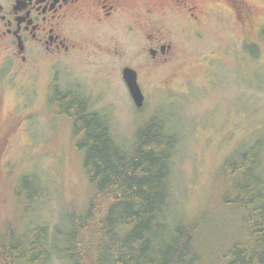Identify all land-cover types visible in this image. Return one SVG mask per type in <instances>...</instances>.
<instances>
[{"label": "rangeland", "instance_id": "obj_1", "mask_svg": "<svg viewBox=\"0 0 264 264\" xmlns=\"http://www.w3.org/2000/svg\"><path fill=\"white\" fill-rule=\"evenodd\" d=\"M222 15L230 7L217 0ZM218 8V9H219ZM256 18L264 23V5ZM213 15L198 39L183 38L167 65L146 66L135 55L140 38L126 47L120 33L118 58L93 48L77 63L56 74L62 93L72 84L92 99L88 109L104 116L116 142L129 146L141 123L161 118L178 136L171 161L169 218L172 223L198 220L209 247L236 231V213L221 203L218 173L222 163L261 140L264 169V33L255 37V54L241 50L242 33L218 23ZM106 44L108 36L102 39ZM254 48V47H253ZM249 50V51H248ZM100 52V53H99ZM116 59V60H115ZM136 70L145 101L136 108L122 78L123 66ZM0 104V230L46 225L51 264H65L59 250L64 215L82 206L89 186L72 143L73 123L61 115L64 102L47 101L50 75L40 68L31 78L5 74ZM24 177V181L23 180ZM238 223V224H237ZM223 242V241H221Z\"/></svg>", "mask_w": 264, "mask_h": 264}, {"label": "trees", "instance_id": "obj_2", "mask_svg": "<svg viewBox=\"0 0 264 264\" xmlns=\"http://www.w3.org/2000/svg\"><path fill=\"white\" fill-rule=\"evenodd\" d=\"M247 45L256 57L255 45ZM63 105L77 113L72 145L89 186L86 202L64 215L59 254L65 264H264L261 140L222 163L221 203L236 213L239 224L209 247L199 231L201 217L172 223L168 215L178 144L172 127L151 117L124 146L115 141L103 115L73 99ZM50 233L43 224L7 223L0 230V264H51Z\"/></svg>", "mask_w": 264, "mask_h": 264}, {"label": "flooded vegetation", "instance_id": "obj_3", "mask_svg": "<svg viewBox=\"0 0 264 264\" xmlns=\"http://www.w3.org/2000/svg\"><path fill=\"white\" fill-rule=\"evenodd\" d=\"M215 1L0 0V104L7 83L5 74L14 71L15 76L29 79L42 67L50 75V104L60 95L64 103L73 99L89 106L92 99L81 86L72 88L70 84L62 93L57 92L56 74L81 60L89 48L117 59L121 50L118 33L126 39V47L134 46V37L140 38L135 55H142L146 66L154 68L167 65L178 55L184 37H201V29L213 15L220 16L218 23L222 25L234 18V26L243 35L233 44L241 50L246 51L248 42L257 45L246 33L255 37L264 33V23L255 13L264 0H217L230 7L225 17L219 7H214ZM61 115L70 123L78 119L69 105Z\"/></svg>", "mask_w": 264, "mask_h": 264}, {"label": "water", "instance_id": "obj_4", "mask_svg": "<svg viewBox=\"0 0 264 264\" xmlns=\"http://www.w3.org/2000/svg\"><path fill=\"white\" fill-rule=\"evenodd\" d=\"M122 78L125 82L134 106L136 108H141L144 104V95L138 84L136 71L130 67H124L122 69Z\"/></svg>", "mask_w": 264, "mask_h": 264}]
</instances>
